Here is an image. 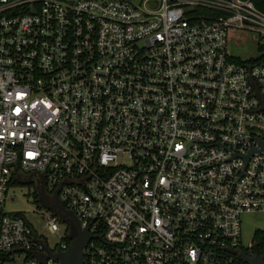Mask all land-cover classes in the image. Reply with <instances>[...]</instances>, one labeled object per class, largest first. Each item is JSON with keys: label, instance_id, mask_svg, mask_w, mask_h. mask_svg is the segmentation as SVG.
Masks as SVG:
<instances>
[{"label": "built area", "instance_id": "obj_1", "mask_svg": "<svg viewBox=\"0 0 264 264\" xmlns=\"http://www.w3.org/2000/svg\"><path fill=\"white\" fill-rule=\"evenodd\" d=\"M232 32L252 33L259 57L230 55ZM260 142L251 0H0V264H61L75 237L70 224L50 249L3 211L24 176L49 233L56 205L91 235L82 264L264 262L240 228L264 211Z\"/></svg>", "mask_w": 264, "mask_h": 264}, {"label": "rangeland", "instance_id": "obj_2", "mask_svg": "<svg viewBox=\"0 0 264 264\" xmlns=\"http://www.w3.org/2000/svg\"><path fill=\"white\" fill-rule=\"evenodd\" d=\"M254 35L246 32H232L229 37L228 52L230 55L240 58L241 60L248 58H258L259 55L255 46ZM20 183L11 184L8 187L6 200L3 204L5 213H17L24 216L25 220L31 225L33 230L41 235L48 248L52 249L58 245L65 233V229L71 231V225L68 222L59 220V232L51 234L44 228V217L47 208L40 200V186L37 178L29 179V176L21 178ZM64 218V217H63ZM65 219V218H64ZM241 244L243 247L252 245L253 234L260 230L264 232V211L245 213L241 216ZM8 264H19L14 261Z\"/></svg>", "mask_w": 264, "mask_h": 264}, {"label": "water", "instance_id": "obj_3", "mask_svg": "<svg viewBox=\"0 0 264 264\" xmlns=\"http://www.w3.org/2000/svg\"><path fill=\"white\" fill-rule=\"evenodd\" d=\"M259 149H255L250 152V154H254L256 152L264 151V142H260ZM248 160V156L245 157ZM57 208L60 211L65 219L64 222H68L72 225L74 229V240L72 244L68 247V249L64 252H58L55 255H52L51 258L53 260H58L61 264H82L83 263V249L86 247L87 243L92 238L91 235L87 232L86 229L80 227V224L75 217V215L65 210L62 206L52 205L51 208ZM244 261L248 264H264L263 259L258 255L252 259H248L243 257Z\"/></svg>", "mask_w": 264, "mask_h": 264}, {"label": "trees", "instance_id": "obj_4", "mask_svg": "<svg viewBox=\"0 0 264 264\" xmlns=\"http://www.w3.org/2000/svg\"><path fill=\"white\" fill-rule=\"evenodd\" d=\"M253 5L264 13V0H251ZM263 58V57H262ZM253 241L255 242L257 252L264 256V232L257 230L253 234ZM67 243H71V237L67 238Z\"/></svg>", "mask_w": 264, "mask_h": 264}, {"label": "flooded vegetation", "instance_id": "obj_5", "mask_svg": "<svg viewBox=\"0 0 264 264\" xmlns=\"http://www.w3.org/2000/svg\"><path fill=\"white\" fill-rule=\"evenodd\" d=\"M54 211H56V210H54Z\"/></svg>", "mask_w": 264, "mask_h": 264}]
</instances>
